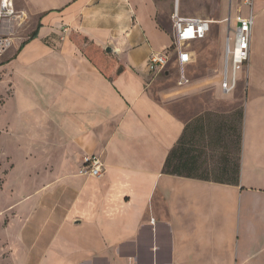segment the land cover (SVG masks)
<instances>
[{
    "label": "crops",
    "instance_id": "1",
    "mask_svg": "<svg viewBox=\"0 0 264 264\" xmlns=\"http://www.w3.org/2000/svg\"><path fill=\"white\" fill-rule=\"evenodd\" d=\"M253 4L258 13L259 1ZM14 5L28 20L22 27L8 20L1 26L14 40L0 56V108L11 113L4 129L29 166L28 192L10 203L21 221L15 246L24 263L264 264V93L257 89L264 80L256 79L257 69L264 68V37L258 35L264 18L253 16L251 79L242 102L235 92L247 62L235 74L229 68L236 86L225 95L228 37L224 44L220 33L210 37V23L205 39L188 48L185 92L171 84L179 78L175 53L163 70H150L151 54L172 48L173 26L167 30L160 23L170 4L14 0ZM243 7L249 8L245 2ZM243 7L234 16L232 38L236 16L251 14ZM89 45L105 52L108 64L113 61L108 76L106 65L86 55ZM110 46L117 53L106 52ZM207 49L216 54L220 72L209 91L194 87ZM120 66L124 71L117 75ZM239 107L244 117L238 186L163 173L187 124L207 111ZM94 155L105 163V173L80 176L83 158Z\"/></svg>",
    "mask_w": 264,
    "mask_h": 264
},
{
    "label": "rangeland",
    "instance_id": "2",
    "mask_svg": "<svg viewBox=\"0 0 264 264\" xmlns=\"http://www.w3.org/2000/svg\"><path fill=\"white\" fill-rule=\"evenodd\" d=\"M155 1L160 7H162L163 4H170V7H167L168 12L166 13V15L160 17L161 25L165 29L170 30L172 24L171 15L174 9L172 3L174 1ZM245 1L247 0H180V14L184 17H195L208 21L210 24H212L210 37L215 38L217 37V34L220 33L219 41L221 44H224L225 37L233 39L232 30L235 26L233 23L234 16L238 12V10L243 7ZM248 1L250 2V4L247 5L249 6V8L243 7V9L245 8V11L248 10V13L253 14V16L255 17L260 16L264 18V0H257L260 4L258 13L255 12V4H253L255 0ZM222 25H224L225 28L222 27L221 30L220 28ZM226 26H228L227 29ZM258 35L260 36V38L262 36L264 37V30L262 33L258 32ZM73 39L81 46H85L86 44V41H84L82 38L73 37ZM213 52V50L207 49L204 68H200L197 70L194 77V85L196 86L194 87H202L205 91L213 90V88L209 86H211V84L214 82L213 80L217 78V75L220 73L215 72L217 57L216 54L213 55ZM3 56H5V54L2 55V57ZM195 58L196 56L194 55V59ZM250 62L252 64L253 60L251 59L244 65L242 69V79L239 87L237 88V91L235 92V98L239 100L241 99L242 102H244L248 97V83L251 79ZM257 64H262V62L257 61ZM169 70H171L172 72L176 71L174 67L170 68ZM177 70L179 71V68ZM256 73L257 80H264V68L257 69ZM160 78L163 79L162 76H160ZM175 82L177 83V80ZM176 83L174 84L172 82L171 84L177 86L178 88L179 85L178 83ZM186 88L187 87H179L178 89L185 92ZM257 89L262 94L264 93V86H260V88ZM0 104H3V100H0ZM241 110L243 111V109L240 107L239 109L237 108L234 111H226V108H222L217 110L216 112L207 111L203 114L210 113L221 117L218 121H221V119L224 121H228L231 120L230 117L233 114ZM10 119L11 113L9 112V110H3L2 108H0V264H25L23 261L24 257L22 256V253H20V250H18V248H16L15 246V234L18 227L21 225V221L18 217L14 218L13 213H11L13 209L10 203L15 201V199L18 197V194L28 192L26 183L28 181L29 166L24 159V152L17 150L15 146H13V140L11 138L12 136H10V134H7L6 130L4 129V124L9 123ZM234 120L236 119L234 118ZM217 124L214 126V130L210 132V137L205 139L204 144L209 142L211 146H219V139L221 138V136L217 134ZM208 154H210V152H208ZM10 156H12L15 160L16 166L14 168ZM206 162L209 167H213L214 164H220L222 160L218 154H215L212 157L208 156ZM81 169L82 166L79 169V175ZM29 184L30 188L33 183L30 182Z\"/></svg>",
    "mask_w": 264,
    "mask_h": 264
},
{
    "label": "trees",
    "instance_id": "3",
    "mask_svg": "<svg viewBox=\"0 0 264 264\" xmlns=\"http://www.w3.org/2000/svg\"><path fill=\"white\" fill-rule=\"evenodd\" d=\"M85 52L96 65H106L103 71L105 76L110 74L113 61L110 60L111 64H108V57L105 52L95 45L87 46ZM123 71L124 67L120 66L116 74L118 75ZM243 117L244 114L241 110L233 114L230 117L231 120L228 121L222 119L218 121L221 117L210 113L203 114L191 121L186 125L175 148L169 153L163 173L238 186L240 183ZM216 124L217 134L221 136L219 146H211L209 142L204 144L205 139L210 137V132L214 130ZM215 154L221 157L222 162L209 167L206 159Z\"/></svg>",
    "mask_w": 264,
    "mask_h": 264
},
{
    "label": "built area",
    "instance_id": "4",
    "mask_svg": "<svg viewBox=\"0 0 264 264\" xmlns=\"http://www.w3.org/2000/svg\"><path fill=\"white\" fill-rule=\"evenodd\" d=\"M173 12L171 21L173 26V44L169 51L151 54L148 62L150 70H163L169 61L171 54H176L179 66L178 85L180 87L189 83L184 71V65L191 59L188 48L197 41L205 39L210 31L209 22L195 17H184L180 14V0H173ZM250 2L245 1V5ZM15 22L22 27L28 20V15L15 9L14 0H0V56L8 52L13 46V35H5L1 32L4 21ZM237 27L234 30L233 39L227 38L225 45V71L222 79V91L231 93L236 81L229 79V68L235 74L250 57V43L255 19L252 14L248 16L237 15ZM105 173V163L99 156H85L82 162L80 175L84 177L100 178Z\"/></svg>",
    "mask_w": 264,
    "mask_h": 264
},
{
    "label": "water",
    "instance_id": "5",
    "mask_svg": "<svg viewBox=\"0 0 264 264\" xmlns=\"http://www.w3.org/2000/svg\"><path fill=\"white\" fill-rule=\"evenodd\" d=\"M106 52H108V53H117V51L112 46L108 47L106 49Z\"/></svg>",
    "mask_w": 264,
    "mask_h": 264
}]
</instances>
